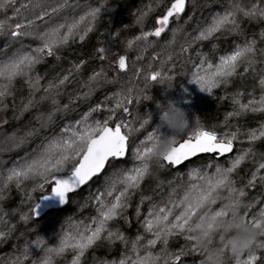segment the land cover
Returning <instances> with one entry per match:
<instances>
[{
	"label": "trees",
	"instance_id": "trees-1",
	"mask_svg": "<svg viewBox=\"0 0 264 264\" xmlns=\"http://www.w3.org/2000/svg\"><path fill=\"white\" fill-rule=\"evenodd\" d=\"M22 0L9 4L0 12V20L6 16L13 15V8L19 7ZM26 2V0H23ZM173 0H68L69 7L64 9L59 17L53 21L62 22L63 16L78 18L84 15L90 8L100 7L101 11L94 22L93 30L88 33L85 40L81 42L78 38L75 42L60 49L57 60L55 56L47 57L45 61L36 66L35 74L42 77L41 91L35 94L33 107L27 111L23 110V105L29 99V88L24 79H17L12 88V95L4 100V105H0V174L7 175L9 169L19 165L31 158L41 150L54 136H58L62 129L69 124H74L83 118L90 109L100 106V110L93 112L90 120H103L108 115L107 108L113 105L115 93L128 88H133V97L139 95V100H135L129 107V113L122 111L117 113V117L129 124V127L137 129L130 138V149H134L145 140L148 133L153 131L159 124L160 109L157 102L165 104L168 101L175 102L187 110L189 126H193L198 118L200 126L205 130H214L218 135L236 131L241 132L249 129L259 128L264 123V113H247L241 116H229L228 113L234 111L233 96L237 92H242V102H247L252 98L249 94L259 97L261 87L259 80L264 76V21L250 20L245 17H238L242 35L222 31L214 34L208 40H194L199 32L206 28L213 16L223 13L228 7L229 0H186L185 11L177 20L170 19L168 29L162 33L161 37H150V45L137 42L131 49L127 47L129 40H134L142 31L154 30L158 25L157 18L166 13ZM245 5L255 0H243ZM103 5V6H102ZM152 9L151 11L149 9ZM141 12H147L142 24L137 23V17ZM31 18V17H29ZM20 18L10 21L11 24L19 22ZM172 29H180L176 33L175 42L173 40ZM43 30V29H41ZM10 33V30H8ZM256 40L257 64L255 70L244 71L245 66L238 69V74L230 78L227 85H221L215 89L212 95L201 92L199 87L190 82L192 73L196 71L200 61L207 57L210 62L218 63L219 57L231 53L237 44H243L245 40ZM21 43L36 46L38 41L30 38H13L6 33L0 35V59L11 56ZM106 48V59H100L98 49ZM186 48V51H181ZM171 54V60H167ZM120 56L126 57L127 69L121 72L118 68ZM165 61H167L165 63ZM82 69L75 72L74 65L81 63ZM101 68L105 69L107 77L114 80L113 83L102 84L95 89L87 98L77 99L83 92L88 91L84 85L89 76ZM173 76L171 82L160 84L145 79L153 71H160ZM73 75L70 81L60 89V95L56 97L58 105H53L51 100L41 101L40 97L45 95L43 87L49 81H56L67 75ZM139 73V75H137ZM143 90V91H141ZM147 96L149 99H144ZM6 105V106H5ZM64 105H68L67 111L63 110ZM55 107L61 110L55 112L51 120L48 114L53 112ZM152 114V120L143 128L140 125L144 119ZM114 121L110 126H114ZM32 132L31 136L27 133ZM15 136L16 139H9ZM24 138V143H19V138ZM252 148V153L239 166L233 174L237 188H244L245 196L242 197L244 204L249 208H241L242 214L247 213L249 218L257 215L264 209V183L259 179L254 186H248V181L252 173L256 171L258 162L264 158V139L249 143L246 136L234 142V149L230 155L225 157H214L212 154L198 156L181 166L174 168L167 165L161 168L155 164L151 167V174L148 175L140 185V188L132 191L129 207L121 217L110 222L112 230H119L127 237L128 245L121 241L108 242L102 240L97 245L90 248L81 258L80 264H104L112 261H119L125 255L131 254V242L138 235L144 236L145 241L152 238L150 233L145 232L144 221L148 218V211L152 204H162L166 202L169 193L173 188H177V198L183 194V189L189 185V172L193 169H206L209 162H219L228 166L227 161L240 154L243 150ZM131 152L128 157L118 162L112 167H106L105 171L96 177L90 184L79 192L69 196V203L60 210H51L42 218L36 219L31 209L39 202V198L51 191L52 185H46L42 191L37 189L32 181H26L19 188L15 183L3 187L0 180V230L5 232L9 228L11 233L0 241V264H11L17 256L23 253L24 248H29L28 259L23 264H33L45 256L46 247H54L59 243L64 232L71 231L72 225L91 224L92 218L97 216V205L95 196L104 190L106 179L113 171V168H132L135 166ZM260 175H264L261 170ZM29 195L31 199H29ZM149 197L150 199H143ZM219 203L214 206L218 207ZM179 209L176 210L178 213ZM22 214H28L30 219L25 222L20 219ZM43 239L45 244L36 248L32 243L36 239ZM163 245L158 242L154 252H160ZM183 254L178 264H202L203 257L200 253L191 249L190 242L184 239L183 235H177L169 239L168 250ZM249 253L256 255L257 260L253 264H264V237H257L251 248L244 252L243 259H247ZM74 252L66 251L60 256H53V264H72ZM230 253L226 254L227 264H234Z\"/></svg>",
	"mask_w": 264,
	"mask_h": 264
},
{
	"label": "snow or ice",
	"instance_id": "snow-or-ice-1",
	"mask_svg": "<svg viewBox=\"0 0 264 264\" xmlns=\"http://www.w3.org/2000/svg\"><path fill=\"white\" fill-rule=\"evenodd\" d=\"M15 3L16 0H0V12L4 11L9 4ZM185 3L186 0H173L166 13L157 18L158 26L151 31H142L134 40L127 42V47L131 49L137 42L150 45L153 43L150 37H161L162 33L168 29L170 19L178 20L181 17L185 11ZM67 7H69L68 0H26V2L22 0L19 7L13 8L11 17L6 16L0 20V35L8 33L13 38H30L38 41L35 47L21 43L11 56L0 59V105H4V100L12 95L14 83L19 78L24 79L29 88V99L23 105V110L27 111L33 107L36 103L35 94L41 91L42 79L40 75H34L36 66L43 63L47 57L55 56L59 60L60 49L69 45L70 42H75L77 38L83 42L88 33L93 30L94 22L101 11L100 7L90 8L78 18L63 16L62 22L53 23ZM147 15V12H141L137 17V23L142 24ZM240 16L250 20L264 21V0H255L248 5H245L243 0H229L224 12L215 14L210 24L193 39L208 40L222 31L242 35L238 20ZM16 18H20L19 22L13 26L10 21ZM178 31L180 29H172L173 40L169 42L170 44L175 42ZM261 36L264 38V33H261ZM186 50V48L181 49V51ZM107 51L106 48L98 49L101 54L99 58L106 59L104 54ZM261 52L264 53V50ZM171 58L170 54L167 60ZM82 64L83 62L73 66L76 73L81 71ZM256 64V40H245L243 44H237L231 53L220 56L218 63L210 62L207 57L202 59L196 71L192 73L190 82L195 83L201 92L212 95L215 89L220 88L221 85H227L230 78L238 74V69L242 65L247 72L249 69L254 71ZM127 67L126 57L120 56L119 70L123 72ZM72 75L70 71L56 81H49L43 87L45 95L41 96L40 100L50 99L54 106L58 105L59 101L56 97L61 94L60 89L70 81ZM145 79L163 84L166 81L171 82L173 76L164 73L161 69L150 72ZM113 82L114 80L108 79L105 69L101 68L89 76L84 85L88 91L83 92L77 99L87 98L102 84ZM259 85L261 87L259 97L249 94L252 98L247 102H242L244 93L237 92L232 100L234 111L228 115L264 113V76L260 78ZM139 98V95L133 97V88L122 89L108 98L113 100V105L106 109L110 115L105 119L90 120L92 113L99 111L100 106L90 109L81 120L67 125L58 136H54L44 144L33 158L12 167L6 176L0 174L4 188L11 183H15L19 188L26 181L35 183L36 186L32 191L37 189L43 191L46 185H52L49 193L58 197L61 205H65L69 193L99 176L106 167H112L126 159L130 152L136 161L135 166L130 169L113 168L111 175L106 179L104 190L95 196L97 216L92 218L91 224L72 225V230L64 232L60 237L58 245L46 247L45 256L39 261H34L33 264H53V256H60L68 250L75 253L72 264H80L85 253L102 240L110 243L121 241L127 246V237L118 229L112 230L110 222L121 217L127 210L132 191L139 189L141 182L151 174L153 164L161 168L165 167V163L162 162H166L169 166L180 165L200 154H212L217 158L225 157L226 154L233 152L234 142L240 136H246L250 144L264 139V123L259 128L249 129L246 132H241L237 128L236 131L218 135L214 130H205L201 127L197 118L193 126H188L183 136L173 138V147L162 158L156 157L153 153L154 143L164 134L157 126L138 146L130 149L131 135L137 129L129 127L128 123L117 117V113L121 111L125 114L129 113L128 105H131L134 99L138 101ZM144 99L149 97L145 96ZM67 109L68 105H64L63 110L67 111ZM60 110L59 107H55L53 112L48 114V120H51L55 112ZM151 120L152 114L149 113L140 127L143 128ZM114 121L118 122L110 126ZM32 134V132L27 133L29 136ZM9 139H16V137H9ZM19 143H24L23 137L19 138ZM252 151V148L243 150L227 161L228 166L219 162H209L206 169L214 168L211 172L201 169L191 170L188 174L189 185L183 189V194L179 198H177L178 189L173 188L166 202L151 205L148 218L144 221V228L152 238L144 242L145 237L138 235L131 242V254L125 255L119 261H112L111 264H178L184 250L181 249L180 252L168 250L169 239L177 235H183L184 239L190 242L191 249L200 253L195 235L197 232L207 235L215 222L224 216L228 207L240 209L250 207L243 203L241 198L245 196V190L237 188L233 174ZM261 170H264V158L258 162L256 171L252 173L248 181V186H254L257 179L264 183V175H260ZM49 193L39 198V202L31 209L33 214L38 215L42 202L50 199ZM0 199H3L2 195ZM29 199H31L30 195ZM143 199L150 198L142 197ZM218 203L219 206L214 208ZM177 209H179L178 213ZM243 215L245 221L257 229V237H264V209L251 218L247 213ZM20 219L27 222L30 217L28 214H22ZM11 231V228L7 232L0 230V241L5 239ZM158 242L163 247L160 252H154L153 249ZM32 243L36 248H40L45 241L38 238ZM224 251L228 254L227 249ZM243 254H231L229 258L234 261V264H253L257 260L256 255L251 253L247 259H243ZM28 255L29 248L26 246L23 253L12 260L11 264H23V261L28 259Z\"/></svg>",
	"mask_w": 264,
	"mask_h": 264
},
{
	"label": "clouds",
	"instance_id": "clouds-1",
	"mask_svg": "<svg viewBox=\"0 0 264 264\" xmlns=\"http://www.w3.org/2000/svg\"><path fill=\"white\" fill-rule=\"evenodd\" d=\"M160 109L157 127L164 134L153 145L156 157H163L173 147V138L184 135L189 126L187 110L173 101L157 102ZM196 241L202 264H227L225 249L233 255L249 250L257 239L258 231L245 221L239 207H228L224 216L218 219L207 235L197 232Z\"/></svg>",
	"mask_w": 264,
	"mask_h": 264
},
{
	"label": "water",
	"instance_id": "water-1",
	"mask_svg": "<svg viewBox=\"0 0 264 264\" xmlns=\"http://www.w3.org/2000/svg\"><path fill=\"white\" fill-rule=\"evenodd\" d=\"M231 153H228V154H226V156L227 155H230ZM201 155H205V154H200V155H197V156H195V157H192V158H190L189 160H186V161H184L183 163H181L180 165H175V166H173L174 168H177V167H179V166H181L182 164H184V163H186V162H188V161H190V160H192V159H194V158H196V157H198V156H201ZM218 158H220V157H218ZM105 171V170H104ZM102 174V173H101ZM100 174V175H101ZM99 175V176H100ZM98 177V176H97ZM96 177H94L91 181H89L87 184H85V185H82L79 189H77V190H75L74 192H72V193H69L68 194V200H67V203L65 204V205H61L60 203H59V199H58V197H55V196H53L51 193H49V196H50V199L49 200H47V201H43L42 202V204H41V208L40 209H38V215H35L34 214V216H35V218L36 219H40V218H42L45 214H47L49 211H51V210H60V209H62V208H64V207H66L67 205H68V203H69V196L71 195V194H73V193H76V192H79L81 189H83L85 186H87L88 184H90L94 179H95Z\"/></svg>",
	"mask_w": 264,
	"mask_h": 264
}]
</instances>
